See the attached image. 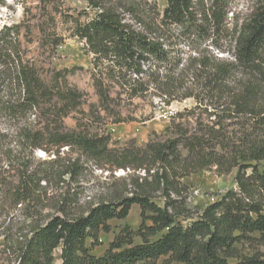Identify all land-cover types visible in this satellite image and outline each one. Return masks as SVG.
Listing matches in <instances>:
<instances>
[{
	"label": "trees",
	"instance_id": "obj_1",
	"mask_svg": "<svg viewBox=\"0 0 264 264\" xmlns=\"http://www.w3.org/2000/svg\"><path fill=\"white\" fill-rule=\"evenodd\" d=\"M81 1L94 13L71 22L92 56L94 122H127L124 111L138 99L194 105L173 115L166 136L144 147L132 140L114 149L109 136L91 134L81 121L67 131L65 120L86 94L68 85L67 70L56 73L57 86L42 79L27 58L30 24L0 25L2 154L14 156L13 144L22 154L72 149L78 158L63 174L71 181L82 174L83 159L108 173H143L129 179L126 195L116 193L84 214L61 207L32 232L18 264H56L59 248L61 264H264V0H254L246 13H237V0H166L156 18L148 2L145 11L136 0ZM28 171L23 168L15 190L20 201L35 194L39 176ZM206 171H236L237 190L195 219L183 180ZM6 173L0 165V192ZM134 206L141 211L139 229H122L104 256L92 255L99 236L111 233L110 222L126 220ZM181 219L192 221L185 226Z\"/></svg>",
	"mask_w": 264,
	"mask_h": 264
},
{
	"label": "rangeland",
	"instance_id": "obj_2",
	"mask_svg": "<svg viewBox=\"0 0 264 264\" xmlns=\"http://www.w3.org/2000/svg\"><path fill=\"white\" fill-rule=\"evenodd\" d=\"M24 1L7 0L5 5L0 4V25L30 24L32 42L28 43V40L24 39L27 58L38 68L42 79L50 86H57L56 73L67 70L70 72L67 76L68 85L86 94V103L65 120L67 131L78 130V121H81L91 134L109 136L112 140L111 147L114 149L123 148L132 140L136 141L139 147H144L155 137L166 136L173 115L193 107L192 100L163 107L158 97L149 98L148 101L138 99L135 100L134 106L124 111L130 121L121 124H115L111 120L94 122L89 106L98 105L99 102L91 76L92 56L87 52L85 43L73 36L71 22L72 16L76 17L83 12L92 15L94 12L88 8L87 2L81 0H50L42 3L39 0ZM136 1L142 8L143 2H148L151 18L159 17L167 7L166 0ZM253 2L254 0H237V13H246ZM144 9L147 11L146 7ZM135 27L141 29L136 25ZM56 43L59 46H56ZM61 80L60 78V84ZM17 145L19 146L11 145L14 156L10 158L0 151V165L7 171V187L0 192V264H18L32 232L59 215L61 207L67 206L70 215L84 214L94 205L110 200L116 193L126 195L129 179L143 176V173L131 172L127 173L130 175L122 174L117 177L116 173L102 171L94 162L83 159L82 174L77 180L71 181L63 174L69 162L78 158L79 154L72 152V149H54V153L48 154L40 150L34 154H22L23 151ZM21 161L29 168L30 174L37 173L40 179L34 187L35 194L24 201H20L23 196L17 197L15 193L21 172L23 168L25 170ZM183 183L187 188L185 196L188 208L195 219L228 191L237 190L236 171L228 175L206 171L185 178ZM158 202L162 205V201ZM191 221L181 219L185 226ZM141 222L140 208L134 206L126 220L110 222L111 233L99 236L102 241L94 246L91 254L96 257L104 256L116 234L126 227L135 232ZM135 241L136 244L141 243L140 238ZM262 250L264 251V248ZM54 258L56 264L62 263L61 248L54 252ZM163 260L158 264H162Z\"/></svg>",
	"mask_w": 264,
	"mask_h": 264
},
{
	"label": "built area",
	"instance_id": "obj_3",
	"mask_svg": "<svg viewBox=\"0 0 264 264\" xmlns=\"http://www.w3.org/2000/svg\"><path fill=\"white\" fill-rule=\"evenodd\" d=\"M112 131H115V130L112 129ZM122 174L125 175V172L122 170L119 173H116L117 177L121 176ZM99 241H102V240H99Z\"/></svg>",
	"mask_w": 264,
	"mask_h": 264
}]
</instances>
